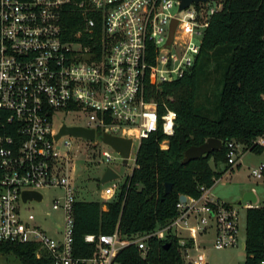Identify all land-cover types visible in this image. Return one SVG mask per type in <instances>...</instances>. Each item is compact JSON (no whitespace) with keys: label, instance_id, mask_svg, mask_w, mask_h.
<instances>
[{"label":"built area","instance_id":"2783aa9c","mask_svg":"<svg viewBox=\"0 0 264 264\" xmlns=\"http://www.w3.org/2000/svg\"><path fill=\"white\" fill-rule=\"evenodd\" d=\"M208 3H192L179 11L178 0H0V244H37L36 256L45 252L53 264H114L118 250L128 243L116 231L85 236L86 241L99 243L92 257L73 254L76 194L71 158L59 147L64 135L56 138L65 123L55 127V117L61 111L81 112L87 116V125L81 126L132 138L128 157L132 171L137 151L133 142L158 129L172 135L176 119L174 110L159 115L155 105L145 100L146 80L172 81L193 65L208 19L220 8L215 2L218 6L203 11L201 5ZM192 5L197 7L192 9ZM68 7H75L84 19L83 27L70 39L65 38L62 26V13ZM173 7L176 12L171 11ZM172 19L177 24L168 47ZM150 51L155 55L153 62L148 60ZM167 144L164 139L160 147L166 149ZM251 144L226 142L230 168L241 163L239 146L244 152L252 146L264 149V135ZM101 154L107 161L112 159L107 150ZM250 172L264 183V162ZM48 187L63 190L61 203L56 199L52 205L64 212L63 222L56 224L57 235L42 230L33 214L21 213V204L35 201L23 200V191L39 192L43 200L42 189ZM117 188H102L103 200L111 199ZM209 189L200 186L198 197L178 198L176 215L165 227L137 237L138 248L145 250L150 237L164 239L169 232L186 257L195 249L191 264H207L198 238L213 227L215 248L241 244L245 251L238 209L260 208L264 203L254 188L256 201H238L237 205L214 199ZM262 244L257 264H264V231Z\"/></svg>","mask_w":264,"mask_h":264},{"label":"trees","instance_id":"16d2710c","mask_svg":"<svg viewBox=\"0 0 264 264\" xmlns=\"http://www.w3.org/2000/svg\"><path fill=\"white\" fill-rule=\"evenodd\" d=\"M220 4L202 32L193 65L172 81L155 84L146 80L144 98L155 105L158 114L167 109L176 112L173 134L167 136L158 129L139 140L136 165L111 199L76 196V258H90L98 252L99 243L86 241V235L116 231L128 243L118 250L114 263L184 264V253L169 232L164 239L150 237L145 250L134 240L165 227L177 213L179 195L198 197L200 186L211 187L223 172L234 169L227 163V141L250 146L253 139L264 135V0H221ZM83 23L75 7L64 9L66 39L73 38ZM154 57L150 51L148 60L153 62ZM210 137L222 141L219 150L181 162L188 147ZM164 139L168 140L166 149L160 147ZM251 150L263 148L252 146ZM166 183L171 184L169 193H165ZM263 221L264 206L246 210L245 264H257L261 257ZM36 250L34 243L0 244V253L12 254L20 264H53L45 252L37 257Z\"/></svg>","mask_w":264,"mask_h":264},{"label":"rangeland","instance_id":"374dc122","mask_svg":"<svg viewBox=\"0 0 264 264\" xmlns=\"http://www.w3.org/2000/svg\"><path fill=\"white\" fill-rule=\"evenodd\" d=\"M220 3V2H219ZM218 6V3L210 2L206 5H201L203 11L208 10L210 6ZM221 5V4H220ZM197 6L192 5L195 9ZM172 12H176L173 7ZM184 12L179 16H183ZM200 38V37H197ZM178 52L177 49H173ZM70 125H87V116L81 112L66 113L59 112L55 117L54 125L59 127L60 124ZM69 144L65 145L64 142ZM137 141L133 142V149H136ZM60 151L67 153L71 158V175L73 177L74 190L77 197L82 199H95L102 201L100 190L106 186H119L126 175L131 172L132 161L122 164L120 155L109 145L103 144L96 138L93 143L91 140L82 137H73L64 135L59 143ZM103 150L110 152L112 159L107 161L101 154ZM238 153L242 155L241 163L232 171L227 170L223 175L215 180L209 191L214 199L237 205L245 191L252 188L255 189L260 202L264 203V183L255 179L251 175V169L259 163L264 162V149L261 151L248 150L244 152L242 146L238 147ZM213 166L212 162H210ZM107 166L116 170L120 177L117 180H112L106 184H100L98 179L101 177ZM224 165L219 166V170H223ZM44 198L41 202L27 201L21 204V213L25 216L28 213L34 215L35 222L46 233L57 235L56 224L63 222L64 212L61 206L53 208L54 200L58 199L61 203L63 190L60 187H48L42 189ZM238 227L241 238L245 237L246 228V209L239 207ZM213 227L206 233L199 236L198 241L205 254L207 264H243L245 260V251L241 244L238 246H230L223 249H217L213 246ZM187 232L183 231L182 235L187 236ZM195 249L189 250V256L184 255V264H191V259L195 258ZM0 264H20V262L12 254L0 253ZM117 264V263H114Z\"/></svg>","mask_w":264,"mask_h":264},{"label":"water","instance_id":"95a60500","mask_svg":"<svg viewBox=\"0 0 264 264\" xmlns=\"http://www.w3.org/2000/svg\"><path fill=\"white\" fill-rule=\"evenodd\" d=\"M179 1V8L178 10H182L185 7L189 6L190 4H198L199 2L208 3V2H220L221 0H178ZM177 19H172L170 26H169V33H168V41L166 46L169 47L170 43L172 42L174 31L176 28ZM71 135L73 137H82L94 141L95 136L97 135L99 139L109 145L112 149H114L122 158V164H126L128 162L129 153L132 146V138L123 137L119 135H113L109 133H95L94 129L87 128L81 125H71L68 126L63 124L56 134V138H59L61 135ZM222 141L217 138H207L202 144L200 145H192L188 147L184 153L181 162L186 163L190 160L196 159L201 157L202 155L208 154L212 151H217L221 148ZM119 173L114 170L112 167L107 166L102 173L101 177L99 178L100 184H106L112 180L119 179ZM171 191V184H165V193H169ZM181 200H186V195L181 194L179 197ZM22 199H33L35 201H41L42 195L39 192L35 191H23L22 192ZM249 200L252 202L256 201V195L252 189L247 190L243 193L242 198L239 200L244 201ZM169 243L166 244L168 246Z\"/></svg>","mask_w":264,"mask_h":264},{"label":"crops","instance_id":"0c3cea01","mask_svg":"<svg viewBox=\"0 0 264 264\" xmlns=\"http://www.w3.org/2000/svg\"><path fill=\"white\" fill-rule=\"evenodd\" d=\"M240 165V164H239ZM82 199V198H81ZM85 200H89V199H85ZM92 200V199H91Z\"/></svg>","mask_w":264,"mask_h":264}]
</instances>
